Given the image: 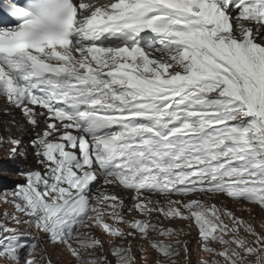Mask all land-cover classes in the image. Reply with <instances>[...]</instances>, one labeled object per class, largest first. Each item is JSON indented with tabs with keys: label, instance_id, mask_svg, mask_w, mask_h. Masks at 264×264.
<instances>
[{
	"label": "snow or ice",
	"instance_id": "6c2138e0",
	"mask_svg": "<svg viewBox=\"0 0 264 264\" xmlns=\"http://www.w3.org/2000/svg\"><path fill=\"white\" fill-rule=\"evenodd\" d=\"M0 98V264H264V0H0Z\"/></svg>",
	"mask_w": 264,
	"mask_h": 264
},
{
	"label": "rangeland",
	"instance_id": "374dc122",
	"mask_svg": "<svg viewBox=\"0 0 264 264\" xmlns=\"http://www.w3.org/2000/svg\"><path fill=\"white\" fill-rule=\"evenodd\" d=\"M1 119H4V116H1ZM4 120L7 121L6 119H4ZM6 134L7 135L10 134L13 138L18 137V134H14L12 132H10V133L7 132ZM9 150H10V148L7 149L6 145H0V190L9 189L17 183H23L24 182L23 178L17 174V171H16L17 169L27 171V170L35 169L36 167H38L36 162H35V165L34 164L29 165L27 163L28 161L24 162L22 157L19 158L21 163L13 165L8 159ZM31 153H32V151H31ZM212 202L219 204V200L212 201ZM227 207L229 208V210H232L237 216H240L244 219H251V216H249L248 212L244 210L248 207L247 205H235L229 201L227 204ZM3 210H4L3 207H0V213H2ZM252 213H253V215L258 216L259 219L257 220V223L264 220V213H260L258 208H253ZM170 226H172L174 228L186 227L185 224H180V223H177L175 225H170ZM192 235L195 236V229L192 230ZM182 238L187 239L188 237H182ZM139 243L140 242H137V248L139 247ZM192 246L193 247H192L191 259H192L193 264H196L197 260H210L209 257H206L203 254H201L199 256L196 254L195 240L192 241ZM48 251H49V253L52 254L51 258L53 260V264H59V262L61 260H65L66 264H74V262L71 260V258L68 257L67 253H61L58 250L53 249L52 247H49ZM147 255L149 258L148 264H153L157 254L154 251H152L151 249H149V252ZM136 256L138 259V264H143V261L140 260L141 253L139 251L136 252ZM110 259H111V257H110Z\"/></svg>",
	"mask_w": 264,
	"mask_h": 264
},
{
	"label": "bare ground",
	"instance_id": "6f19581e",
	"mask_svg": "<svg viewBox=\"0 0 264 264\" xmlns=\"http://www.w3.org/2000/svg\"><path fill=\"white\" fill-rule=\"evenodd\" d=\"M5 113H11V108H10V106H8L6 104V102H4V100L2 98H0V114L5 115ZM7 119L8 120L5 121L4 119L0 118V135L7 136V134H6L7 132L3 131V129L5 127L11 129L12 133L18 134V137H15V138H19L23 141V144L25 146V152H26L25 156L22 157V159L24 160V162L28 161L27 163L29 165H33V164L35 165L36 158H35V155L33 153H31V146H30V140L32 139V136L29 135V133H30L31 129L28 128L25 121H23L20 118V116H16L15 121H13L10 118H7ZM18 126H24L27 130L21 131V130H19ZM10 147H11L10 145H6L7 149H9Z\"/></svg>",
	"mask_w": 264,
	"mask_h": 264
}]
</instances>
